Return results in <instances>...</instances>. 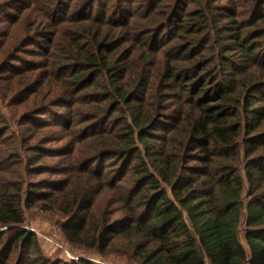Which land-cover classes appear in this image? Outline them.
<instances>
[{
	"label": "trees",
	"instance_id": "obj_1",
	"mask_svg": "<svg viewBox=\"0 0 264 264\" xmlns=\"http://www.w3.org/2000/svg\"><path fill=\"white\" fill-rule=\"evenodd\" d=\"M38 1L0 2V99L25 107L0 130L2 263L17 247L55 264L14 229L37 207L70 243L137 264H264V0H116L86 18ZM39 37L43 60L21 58Z\"/></svg>",
	"mask_w": 264,
	"mask_h": 264
},
{
	"label": "rangeland",
	"instance_id": "obj_2",
	"mask_svg": "<svg viewBox=\"0 0 264 264\" xmlns=\"http://www.w3.org/2000/svg\"><path fill=\"white\" fill-rule=\"evenodd\" d=\"M77 0H73L71 3V6H73L74 2ZM80 3L79 11L76 13L77 16L82 17H93L94 14L100 16L102 14V7L103 8H109L110 4L115 2L116 0H98L95 2V8L92 11V9H89L90 3L92 0H78ZM1 2V0H0ZM10 2V1H9ZM9 2H3L0 4V29H9V21L3 22L2 19L4 18L5 10L3 9V6L9 4ZM28 2V1H27ZM37 2L41 3L37 0ZM64 2V1H63ZM125 4V3H124ZM18 6H23L22 3H20ZM35 6V5H32ZM36 8L37 7H33ZM70 7L67 2L63 3V6L60 10L59 18H66L68 15V11L70 10ZM98 8V11H97ZM17 10L12 9L10 13L16 14ZM9 13V12H8ZM37 15L36 12H33V15L30 17L34 18V16ZM22 29V26L21 28ZM23 30V29H22ZM163 37V36H161ZM21 38V36H20ZM165 40H171L172 39V33L171 29H167L165 31ZM4 40V37H0V42ZM39 45L41 47H34V45H28L29 51L28 53L21 56L24 60H43L44 55H39L43 53L42 48L47 46V39L44 37H39L37 40ZM37 48V49H36ZM40 50V51H39ZM37 52L38 54H35ZM31 62V61H29ZM16 64L21 65V62H17ZM7 86V80L4 78L0 79V88ZM7 103H3L4 100L0 99V130L6 131V135L13 136L16 133V125L15 122L20 119V116L25 111V107L20 105V101L16 97H12L11 99H6ZM52 111L42 114L41 117L37 120V122H47L49 120H53V113H55L54 109H51ZM22 117V116H21ZM10 129H6V128ZM4 135V136H6ZM2 136H0V145L3 143L4 140H2ZM4 138H7L4 137ZM3 138V139H4ZM69 142V138L64 139L60 142H54L52 143L55 146H60L64 142ZM3 148V149H2ZM10 148V146L6 143H3V146L1 149L7 153V150ZM1 160V159H0ZM49 161H54L53 159H49ZM91 167H98L97 164L91 165ZM39 176L33 175L31 173H28L25 175L24 179H36ZM96 205L100 206L102 208V194L98 197V199L95 201L94 205L92 207H95ZM61 215L57 212H45L41 211L37 207H33L26 210V221L22 225H16L15 228L17 230H25V229H32L35 231V233L38 236V243L39 248L37 253L32 254L33 258H46L47 260H50V262L55 264H82L80 262V259H86L90 262H93L95 264H137L131 261H128L124 256H116V255H103L102 253H98L95 249L86 248L84 246H76L72 243H70L66 237L63 234L62 226H61ZM8 231L6 227H1L0 232ZM14 231H8L5 233L2 237L0 236V249H2L5 244L10 240V236ZM241 238L243 239V233H241ZM25 257L27 260H29L30 255L28 254V251H25ZM41 256V257H40ZM32 258V259H33ZM3 259L0 258V264H3ZM7 264H19L20 257H19V248H12L9 253V258L7 259ZM5 264V263H4Z\"/></svg>",
	"mask_w": 264,
	"mask_h": 264
}]
</instances>
